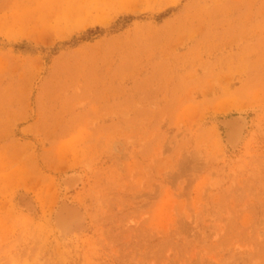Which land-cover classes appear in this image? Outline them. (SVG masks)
Listing matches in <instances>:
<instances>
[{"label":"rangeland","instance_id":"374dc122","mask_svg":"<svg viewBox=\"0 0 264 264\" xmlns=\"http://www.w3.org/2000/svg\"><path fill=\"white\" fill-rule=\"evenodd\" d=\"M0 264H264V0H0Z\"/></svg>","mask_w":264,"mask_h":264},{"label":"bare ground","instance_id":"6f19581e","mask_svg":"<svg viewBox=\"0 0 264 264\" xmlns=\"http://www.w3.org/2000/svg\"><path fill=\"white\" fill-rule=\"evenodd\" d=\"M232 129H234L233 124H232ZM234 131H235V129H234ZM236 133H237V132H236ZM232 134H233V133H232ZM233 136H234V135H233ZM23 197H24V195H23ZM26 198H27V197H26ZM26 198H25V199H26ZM25 199H24V200H25ZM20 200H21V202H23V198L20 199ZM26 200H27V199H26ZM26 200H25V201H26ZM25 201H24L25 204H26V203L28 204V202H30V201H26V202H25ZM24 203H23V204H24Z\"/></svg>","mask_w":264,"mask_h":264}]
</instances>
